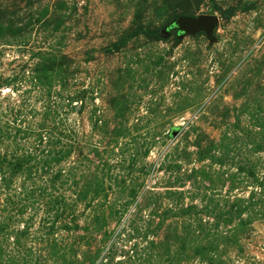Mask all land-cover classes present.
Masks as SVG:
<instances>
[{
	"label": "rangeland",
	"instance_id": "374dc122",
	"mask_svg": "<svg viewBox=\"0 0 264 264\" xmlns=\"http://www.w3.org/2000/svg\"><path fill=\"white\" fill-rule=\"evenodd\" d=\"M0 264H264V0H0Z\"/></svg>",
	"mask_w": 264,
	"mask_h": 264
},
{
	"label": "water",
	"instance_id": "95a60500",
	"mask_svg": "<svg viewBox=\"0 0 264 264\" xmlns=\"http://www.w3.org/2000/svg\"><path fill=\"white\" fill-rule=\"evenodd\" d=\"M216 22V16L204 14L197 18L181 17L175 21L174 26L180 29L181 35L195 34L198 31H205L207 35L211 37Z\"/></svg>",
	"mask_w": 264,
	"mask_h": 264
}]
</instances>
